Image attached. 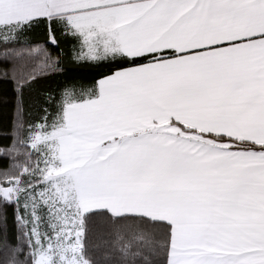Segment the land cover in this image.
<instances>
[{"label":"snow or ice","instance_id":"obj_1","mask_svg":"<svg viewBox=\"0 0 264 264\" xmlns=\"http://www.w3.org/2000/svg\"><path fill=\"white\" fill-rule=\"evenodd\" d=\"M0 84V264H264V0H0Z\"/></svg>","mask_w":264,"mask_h":264},{"label":"trees","instance_id":"obj_2","mask_svg":"<svg viewBox=\"0 0 264 264\" xmlns=\"http://www.w3.org/2000/svg\"><path fill=\"white\" fill-rule=\"evenodd\" d=\"M79 75L85 79H90V74L87 72H81ZM14 107V98L12 96L11 88L7 89V93L5 92V86L0 84V128H3L5 117H7V122L11 124V116ZM11 224V220H10Z\"/></svg>","mask_w":264,"mask_h":264}]
</instances>
